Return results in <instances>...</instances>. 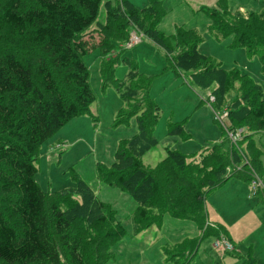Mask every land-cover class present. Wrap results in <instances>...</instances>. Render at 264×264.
<instances>
[{
	"label": "trees",
	"instance_id": "obj_1",
	"mask_svg": "<svg viewBox=\"0 0 264 264\" xmlns=\"http://www.w3.org/2000/svg\"><path fill=\"white\" fill-rule=\"evenodd\" d=\"M150 1L142 9L129 0L124 8L105 3L103 21L98 20L102 0H7L8 5L0 10V200H4L0 206V264H63L59 243L67 248L72 264H86L79 240L69 237L68 213L70 209L82 210L89 202L101 210L109 204L95 196L74 169L80 200L69 192L47 194L35 178V156L40 145L95 101L84 62L89 45L82 39L95 22V31L102 37L110 36L113 29H121L116 25L124 10L125 17L165 52L167 68L196 72L191 78L200 88L217 83L216 92L223 101L234 94L233 82L240 79L238 96L248 102L247 118L243 115L237 122L230 118L234 126L250 124L257 133L264 131L260 85L247 75L226 71L215 58L202 53L203 38L197 30L184 26H175L172 34L159 30L164 9L161 0ZM217 5L204 9L213 21L212 28L232 36L233 46L246 48L249 55L257 54L264 75V11H230L226 0ZM107 41L106 37L100 42L104 54ZM140 121L135 137L120 143L112 170L97 169L101 181L132 195L137 204L132 214L136 230L141 222L158 219L163 213L193 219L202 228L206 223L204 201L210 193L231 177L251 181L249 174L237 172L225 177L230 161L227 156L220 157L217 151L221 145L217 144L205 148L198 162L194 155L168 150L155 168L146 167L141 157L158 141L152 134L153 119ZM182 129V124L170 126L169 134L179 133L188 139ZM234 153L239 155L237 150ZM214 155L221 158L217 167L211 163ZM252 156L249 163L259 170L257 154ZM48 195L59 202L49 206ZM152 210L158 212L157 217L151 216ZM100 222L111 226L107 238L116 241L125 237L126 229L117 215H100L96 223ZM241 261L257 264L251 254Z\"/></svg>",
	"mask_w": 264,
	"mask_h": 264
},
{
	"label": "rangeland",
	"instance_id": "obj_2",
	"mask_svg": "<svg viewBox=\"0 0 264 264\" xmlns=\"http://www.w3.org/2000/svg\"><path fill=\"white\" fill-rule=\"evenodd\" d=\"M129 1L139 9L151 4L150 0ZM218 1L161 0L164 16L158 29L166 34H172L175 26L197 30L203 38L199 47L202 53L215 58L226 71L247 75L264 93L259 56L233 46L232 36L226 37L212 28L213 21L204 9L217 7ZM108 2L112 6H127L125 0H102L99 21L105 19L104 4ZM226 3L230 11H264V0ZM7 5V0H0V10ZM124 13L121 10L116 25L121 29H113L106 36L107 55L100 47L106 37L94 30L96 22L82 34L89 45L84 62L96 98L85 113L70 120L38 147L36 181L47 194L69 192L80 200L75 171L95 196L109 204L101 210L89 202L82 210L70 209L68 213L69 237L79 240L86 264L104 260V264H243L241 257L250 254L257 264H264V131L257 133L250 124L234 126L230 118L233 116L236 122L243 115L247 118L248 102L238 96L241 80H234V94L224 101L216 92L217 83L207 88L196 86L191 78L196 72L167 68L165 52ZM134 34L139 35V41L129 45ZM140 119L145 123L153 119L152 134L158 141L154 149L141 157L146 167L155 168L168 150L194 155L198 162L205 148L217 144L221 145L217 151L220 157L227 156L230 161L225 177L237 172L249 174L251 181L231 177L210 193L204 201L206 223L202 228L193 219L163 213L158 219L141 222L136 230L132 214L137 204L132 195L101 181L97 169L101 166L107 172L112 170L120 143L135 137ZM176 124H182L188 139L179 133L169 134L170 126ZM252 154H257L259 170L250 164ZM220 157L214 155L211 163L217 167ZM50 195L49 206L53 201L59 202ZM3 201L0 200V206H4ZM157 214L152 210V217ZM100 215H117L126 229L125 237L116 241L107 238L111 226L96 223ZM222 237L232 243L233 250L224 252L214 247ZM58 248L62 263L72 264L67 248L61 243Z\"/></svg>",
	"mask_w": 264,
	"mask_h": 264
},
{
	"label": "built area",
	"instance_id": "obj_3",
	"mask_svg": "<svg viewBox=\"0 0 264 264\" xmlns=\"http://www.w3.org/2000/svg\"><path fill=\"white\" fill-rule=\"evenodd\" d=\"M139 41V35L134 34L131 39H130V43L129 45H134ZM210 100H214V97H211ZM224 116H222L223 118ZM219 119L221 120V118L219 117ZM222 123V122H220ZM241 131V130H240ZM237 136L239 135V133L236 134ZM214 247L218 250H222L224 252H228L234 249V246L232 245L231 242H229L228 240H226L224 237L217 239L214 243Z\"/></svg>",
	"mask_w": 264,
	"mask_h": 264
}]
</instances>
